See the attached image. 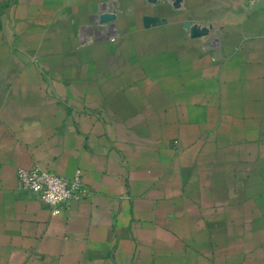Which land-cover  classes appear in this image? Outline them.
Returning a JSON list of instances; mask_svg holds the SVG:
<instances>
[{"label": "crops", "instance_id": "0c3cea01", "mask_svg": "<svg viewBox=\"0 0 264 264\" xmlns=\"http://www.w3.org/2000/svg\"><path fill=\"white\" fill-rule=\"evenodd\" d=\"M0 264H264V0H0Z\"/></svg>", "mask_w": 264, "mask_h": 264}, {"label": "built area", "instance_id": "2783aa9c", "mask_svg": "<svg viewBox=\"0 0 264 264\" xmlns=\"http://www.w3.org/2000/svg\"><path fill=\"white\" fill-rule=\"evenodd\" d=\"M18 186L20 190L48 206L54 213L69 208L85 194L80 174L74 178H67L37 167L20 169Z\"/></svg>", "mask_w": 264, "mask_h": 264}]
</instances>
